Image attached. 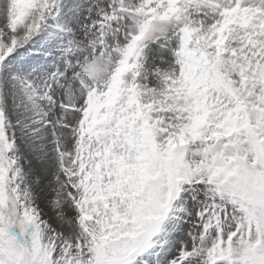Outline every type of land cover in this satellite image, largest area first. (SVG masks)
<instances>
[{"label":"snow or ice","instance_id":"obj_1","mask_svg":"<svg viewBox=\"0 0 264 264\" xmlns=\"http://www.w3.org/2000/svg\"><path fill=\"white\" fill-rule=\"evenodd\" d=\"M0 264H264V0H0Z\"/></svg>","mask_w":264,"mask_h":264}]
</instances>
